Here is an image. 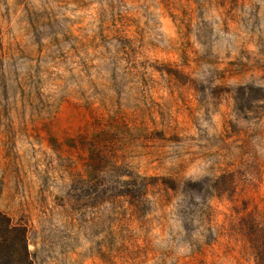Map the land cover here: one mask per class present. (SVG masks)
Listing matches in <instances>:
<instances>
[{"label": "rangeland", "instance_id": "rangeland-1", "mask_svg": "<svg viewBox=\"0 0 264 264\" xmlns=\"http://www.w3.org/2000/svg\"><path fill=\"white\" fill-rule=\"evenodd\" d=\"M0 212L34 264H255L264 0H0Z\"/></svg>", "mask_w": 264, "mask_h": 264}, {"label": "trees", "instance_id": "trees-1", "mask_svg": "<svg viewBox=\"0 0 264 264\" xmlns=\"http://www.w3.org/2000/svg\"><path fill=\"white\" fill-rule=\"evenodd\" d=\"M255 264H264V227L253 224L248 232ZM0 264H34L28 250L27 234L0 212Z\"/></svg>", "mask_w": 264, "mask_h": 264}]
</instances>
